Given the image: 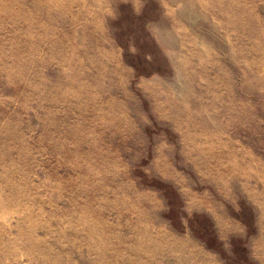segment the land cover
Masks as SVG:
<instances>
[{"label":"rangeland","instance_id":"374dc122","mask_svg":"<svg viewBox=\"0 0 264 264\" xmlns=\"http://www.w3.org/2000/svg\"><path fill=\"white\" fill-rule=\"evenodd\" d=\"M0 264H264V0H0Z\"/></svg>","mask_w":264,"mask_h":264}]
</instances>
